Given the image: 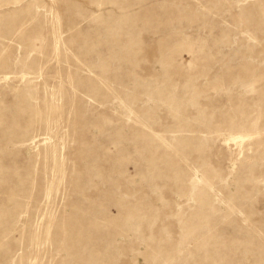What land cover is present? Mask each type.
Wrapping results in <instances>:
<instances>
[{
	"label": "rangeland",
	"instance_id": "obj_1",
	"mask_svg": "<svg viewBox=\"0 0 264 264\" xmlns=\"http://www.w3.org/2000/svg\"><path fill=\"white\" fill-rule=\"evenodd\" d=\"M0 264H264V0H0Z\"/></svg>",
	"mask_w": 264,
	"mask_h": 264
}]
</instances>
